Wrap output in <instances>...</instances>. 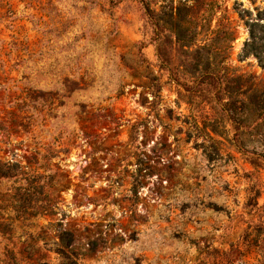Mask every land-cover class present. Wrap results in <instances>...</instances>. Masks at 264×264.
Masks as SVG:
<instances>
[{
    "label": "rangeland",
    "instance_id": "rangeland-1",
    "mask_svg": "<svg viewBox=\"0 0 264 264\" xmlns=\"http://www.w3.org/2000/svg\"><path fill=\"white\" fill-rule=\"evenodd\" d=\"M149 1L0 0V264L259 263L264 0Z\"/></svg>",
    "mask_w": 264,
    "mask_h": 264
},
{
    "label": "trees",
    "instance_id": "trees-1",
    "mask_svg": "<svg viewBox=\"0 0 264 264\" xmlns=\"http://www.w3.org/2000/svg\"><path fill=\"white\" fill-rule=\"evenodd\" d=\"M139 2H141L144 5V9L146 10L147 15L149 16L151 22L153 23L154 26H156V22H155V12L153 9H151L150 6V1L149 0H139ZM212 77V76H211ZM211 77L209 76V79H211ZM259 253H260V260L258 264H264V239L261 240V242H259ZM233 256L234 254L237 256L241 255V252L239 250L237 251H231V253H229V256ZM233 254V255H232ZM237 259V257L235 258ZM235 259H233V261H235ZM239 259V257H238Z\"/></svg>",
    "mask_w": 264,
    "mask_h": 264
}]
</instances>
